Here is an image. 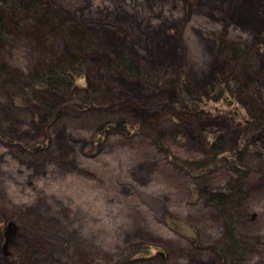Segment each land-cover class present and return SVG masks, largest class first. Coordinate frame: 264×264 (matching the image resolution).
Returning <instances> with one entry per match:
<instances>
[{
  "label": "rangeland",
  "instance_id": "rangeland-1",
  "mask_svg": "<svg viewBox=\"0 0 264 264\" xmlns=\"http://www.w3.org/2000/svg\"><path fill=\"white\" fill-rule=\"evenodd\" d=\"M36 1L47 24L18 15L21 26L0 41V62L15 74L0 83V264H221L211 248L225 245V223L205 195L228 185L241 187L245 251L234 264H264V0ZM77 31L104 50L73 42ZM231 41L247 49L233 62L217 50ZM114 50L138 73L107 65ZM78 58L95 94L40 93L51 119L21 77ZM219 73L244 86L220 98ZM105 120L128 132L99 136Z\"/></svg>",
  "mask_w": 264,
  "mask_h": 264
},
{
  "label": "trees",
  "instance_id": "trees-1",
  "mask_svg": "<svg viewBox=\"0 0 264 264\" xmlns=\"http://www.w3.org/2000/svg\"><path fill=\"white\" fill-rule=\"evenodd\" d=\"M42 8L43 5L38 3L36 0H0V41L6 42L5 40L11 39L13 29L16 26H21L22 22H15V20L19 18L18 15L25 14L27 16H32V21L40 20V23L47 24V17L49 18L50 14L48 13L47 16H45L44 14L42 15ZM48 26H50V24H48ZM74 26L75 24L71 20H68L64 23V27L67 28H72ZM70 39L79 45H84L86 50H90V52L104 50V48H102L101 50H97L101 46L97 44L93 45V42H90V39L86 34L78 31L71 34ZM224 46L227 49L228 58L232 62L238 58H241L247 51L244 45L233 43V41H231L227 43H219L217 47L218 52L221 53ZM106 63L118 74L127 72L130 75H135L138 73V69L134 66L132 59L125 57L117 50H114L111 54H108V60ZM4 74L9 76L10 80H13L11 82H14L15 74L13 73V71L7 68L6 65H2L0 62V83L4 79ZM86 74L87 63L84 60L78 58L72 63L57 62L54 64H49L48 66H42L31 72L29 75H23L21 78L25 79L27 84L29 85L28 88L30 90L27 91L29 100L39 106L42 110L45 111L48 116H50L51 119H53L56 117V115L53 110L50 109V105L48 104V102L43 100V98L40 96V93H57L63 87L72 90H75L76 88V90L87 92L90 95L89 97L93 98L96 90H93V84H91V82L86 78ZM79 78H84V87H76V81ZM227 79H230L228 75L224 76L223 73H219L217 74L215 82L212 86L215 87L214 90H217L218 94H221L220 98L224 97L226 93L232 92L230 91L231 87L236 88L237 86V88L239 89L244 86L242 84L238 87V83L227 81ZM151 83H153V85H150L149 88L153 89L157 83L152 81ZM229 84L231 85L229 86ZM182 94L185 97L184 104L191 112V110L195 108L197 101L192 97L189 89H186V92H183ZM232 94L233 97H235V93ZM87 105L89 107L94 106V102L90 103L89 101ZM194 114L196 113L194 112ZM250 119L252 120L251 116ZM260 130L262 129H259V131ZM108 132H118L123 134L125 132H128V129L126 125L122 123V121L112 122L105 120L98 125L97 134L99 136H102L103 134ZM254 135L255 138H259L258 134ZM221 140V135L213 138L212 142L209 143L212 151H221ZM160 146V148L164 151V153H166L167 156H169L170 159L176 162H181V166L185 167L190 172H195L198 174L200 172H204V166L200 165V163L191 164L183 161H178L177 159L172 157L169 151L166 150L162 144H160ZM40 148L42 149V145H36L35 149L33 147V150L34 152H38ZM232 169L235 172H239L240 170L237 165H234V168ZM198 191L200 192V188H198ZM208 192L209 193L205 195L206 201L214 205L218 209L219 214L222 216L225 223V232L222 236V242L225 245L216 244L212 246L211 250L217 255L221 264H234L237 260H241V256L245 251V247L241 242L242 240L240 241L239 235H237V222L242 215V213L240 212L241 202L239 200L241 187L228 185L219 190ZM166 222L171 228H175L176 223L174 221ZM192 238H190V240L193 242ZM137 248L139 250L137 257H144V255H146L147 253V250H144L139 246Z\"/></svg>",
  "mask_w": 264,
  "mask_h": 264
},
{
  "label": "flooded vegetation",
  "instance_id": "flooded-vegetation-1",
  "mask_svg": "<svg viewBox=\"0 0 264 264\" xmlns=\"http://www.w3.org/2000/svg\"><path fill=\"white\" fill-rule=\"evenodd\" d=\"M12 230V226L8 228V232H6V235H9L10 231Z\"/></svg>",
  "mask_w": 264,
  "mask_h": 264
},
{
  "label": "water",
  "instance_id": "water-1",
  "mask_svg": "<svg viewBox=\"0 0 264 264\" xmlns=\"http://www.w3.org/2000/svg\"><path fill=\"white\" fill-rule=\"evenodd\" d=\"M159 254H161V253H159Z\"/></svg>",
  "mask_w": 264,
  "mask_h": 264
}]
</instances>
